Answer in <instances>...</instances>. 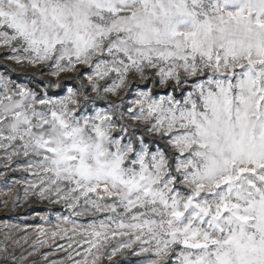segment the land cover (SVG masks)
<instances>
[{"label":"snow or ice","instance_id":"snow-or-ice-1","mask_svg":"<svg viewBox=\"0 0 264 264\" xmlns=\"http://www.w3.org/2000/svg\"><path fill=\"white\" fill-rule=\"evenodd\" d=\"M93 55L90 77L108 75L106 64L121 75L153 65L187 86L138 101L163 151L147 139L114 149L103 106L66 118L68 98L0 77L7 139L19 126L30 141L24 174L40 181L30 187L102 217L81 233L90 240L69 243V264H96L97 253L122 257L115 264H264V0H0V61L67 69Z\"/></svg>","mask_w":264,"mask_h":264},{"label":"clouds","instance_id":"clouds-1","mask_svg":"<svg viewBox=\"0 0 264 264\" xmlns=\"http://www.w3.org/2000/svg\"><path fill=\"white\" fill-rule=\"evenodd\" d=\"M93 59H96L95 55L67 69H57L49 63L2 61L9 71L7 74L0 72V77L31 89L35 94L53 93L51 99L54 101L68 98L71 109L66 118L81 109L87 118L89 108L99 110L103 106L107 117L104 128L109 140H115L112 144L114 149L120 148L121 141L130 145L147 139L154 149L163 151L161 145L165 142L153 130V120L143 111L138 101L145 99V103H150V99L145 97H150L153 92L158 97L162 96L160 93L165 90L169 94L175 90L178 95L179 90L187 86V81L183 84H177L174 79L161 81L153 65H145L139 71L130 70L121 75L112 71L115 65L106 64L101 67L108 75L90 77L84 69L91 66ZM13 72L25 74V82L17 83L12 79ZM23 132L24 129L18 126L16 139H7L13 133L0 121V169L4 170L0 171V182L10 185L0 189V216L5 217L0 219V264H69V243L74 245L75 250L78 243L90 240V235L81 233H89V224L102 217L95 214L83 200L78 208L70 212L68 204L53 192L42 195V188L30 187L33 183L39 185L40 181L24 174V170L30 167V157L24 155L22 144L28 141V137ZM31 170L39 173L44 171L37 167ZM12 173L19 178L10 179ZM41 179L46 177L42 175ZM66 217L75 222H66ZM60 229L64 230L63 235H52ZM97 255L99 259L96 264H115L122 259L108 258L104 253Z\"/></svg>","mask_w":264,"mask_h":264},{"label":"rangeland","instance_id":"rangeland-1","mask_svg":"<svg viewBox=\"0 0 264 264\" xmlns=\"http://www.w3.org/2000/svg\"><path fill=\"white\" fill-rule=\"evenodd\" d=\"M8 71H9V69L7 68V66L2 61H0V72H4L5 74H7ZM42 71H45V70H42ZM11 78L16 80L17 83H24L25 82V74H23V73L13 72V73H11ZM166 93H167V90H165L164 92H161L160 94L164 95ZM51 94L53 95V93H51ZM0 171H4V170L0 169ZM11 178H19V176L17 174H15V173H12V174H10V179ZM3 188H4L3 187V182H0V189H3ZM33 210L34 211H39L40 209H33ZM4 218L5 217L0 216V219H4ZM61 255H63V254H61Z\"/></svg>","mask_w":264,"mask_h":264}]
</instances>
